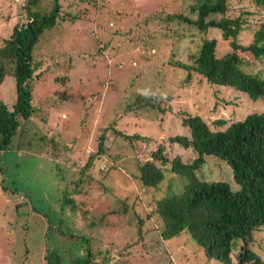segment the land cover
Segmentation results:
<instances>
[{
    "label": "rangeland",
    "instance_id": "obj_1",
    "mask_svg": "<svg viewBox=\"0 0 264 264\" xmlns=\"http://www.w3.org/2000/svg\"><path fill=\"white\" fill-rule=\"evenodd\" d=\"M168 1L59 0L60 14L66 18L46 29L36 46L42 58L48 57L50 67L34 90L37 99L34 104L41 109L39 115L45 116L43 127L27 123L28 130L23 136L14 137L10 148L0 151V264H47L51 248L63 254L65 260L81 254L83 249L75 251L79 247L76 238L61 234L59 229L88 236L95 253L99 249L109 251L105 264H221L214 260L206 262L184 234L163 242L157 232L160 219L152 213L153 201L171 185L178 186L182 177L170 171L168 164L160 190L143 188L133 177L132 157L142 161L150 150L160 146L168 160L178 155L181 160L190 161L196 155L192 148H183L169 140L177 133L187 132L179 110L198 114L208 122L217 119L230 122L248 110H263L264 97L252 99L246 92L209 84L194 72L186 79V70L171 62L186 59L192 43L189 33L182 31L176 20L165 29L160 28L165 25L158 19L160 9L174 11L178 7L177 3ZM25 3L26 0H0V46L13 25L26 19ZM72 14H80V18L72 19ZM263 16L257 15L256 20H262ZM111 19L113 23L109 22ZM254 27L239 34L242 42L251 39ZM72 28L85 34L76 35ZM113 29L109 49L102 55H93L98 51L95 33L104 40ZM156 29L164 35L151 40L148 34ZM99 44L102 46L103 42ZM229 50L225 42L218 46L217 53L221 55ZM241 54L250 56L248 52ZM246 68L250 70L252 66ZM258 68L263 69V63L258 61L253 70ZM107 70L106 81L102 83L99 79L102 80ZM61 74L69 75L70 80L63 84ZM110 76L113 80H109ZM85 78L88 86L81 85L79 89L77 82ZM14 84L13 76L5 77L0 84L1 101H13ZM149 89L160 94L159 103L165 111L142 108L125 114L126 105L134 96ZM63 93L68 96L61 100ZM112 120L118 128L140 133L148 141L134 140L138 147L133 148L110 128L104 143L110 146L112 155L111 161H105L114 167L103 176L100 167L105 163L98 162L90 168L87 183H80L79 192L73 191L79 175L71 176L65 189L79 208L73 211L70 205L61 206L58 191L59 187L63 188L64 180L58 178L53 161L38 153L35 141L45 134L72 147L68 156L66 150L58 151L57 158L70 162V170L74 172L93 151L102 128ZM28 137L32 144L28 143ZM228 168L222 161L206 157L197 174L206 180L225 179L234 183ZM136 212L144 218L145 226L153 230L139 241L140 245L139 242L132 245L138 235L129 225ZM87 221L91 223L86 224ZM254 234L255 247L264 259V229ZM160 247L169 255V261L161 260L156 253Z\"/></svg>",
    "mask_w": 264,
    "mask_h": 264
},
{
    "label": "trees",
    "instance_id": "obj_2",
    "mask_svg": "<svg viewBox=\"0 0 264 264\" xmlns=\"http://www.w3.org/2000/svg\"><path fill=\"white\" fill-rule=\"evenodd\" d=\"M41 2L42 0H26L23 7L27 12L26 19L13 25L9 36L4 38L0 46V84L9 75L13 76L15 81L13 101L5 103L0 100V151L9 149L14 137L23 136L28 130L27 123L40 124L39 127H43L41 122L45 116L39 115L41 109L34 104L37 100L34 90L42 81L45 72H49L50 67L48 57L42 58L43 55L37 52L36 46L43 32L54 27L66 16L60 14L59 0H46L44 6ZM168 2L177 3L178 7L174 11L171 9L164 11L163 7L160 9L158 19L165 24L160 28L165 29L176 20L178 27L189 33L192 43H187L189 51L186 59L171 62L186 70V79H190L194 72L206 79L209 84L246 92L252 99L263 98L264 68L253 70V67L258 61L264 65V16L262 20H256L257 15H264V0ZM117 12H120L118 7ZM79 16L80 14H72L70 17L75 19L80 18ZM111 21L113 20L109 22ZM250 26H255L252 29V37L244 43L240 40L239 34L244 29L248 30ZM114 29L106 37L107 40L99 38L95 33L93 38L96 40L98 51L93 55H102L105 49H109ZM158 29L148 34L151 40L164 35L159 33ZM71 30L76 35L85 34L82 30L74 28ZM100 42H103L102 46ZM225 42L228 43L230 50L218 55V46ZM241 51L248 52L250 56L242 55ZM246 66L252 68L248 70ZM107 75L108 70L99 81L105 82ZM59 78L63 84L70 80L67 74H61ZM57 79L58 76L54 80ZM109 80H113V76H110ZM77 83L79 89L81 85L88 86L86 78L80 79ZM150 91L149 89L146 93L135 95L133 101L126 105L124 113L142 108L164 112L165 109L159 103L160 94ZM66 96L68 93L61 94V100ZM178 114L187 132L177 133L169 137V140L171 143L177 142L183 148H192L196 154L192 160L183 161L178 155L168 160L160 146L156 150H150L142 161H139L137 156L132 157L135 161L133 177L139 180L143 188L160 190V183L166 176L168 164L170 171L182 177L178 186L171 185L161 196L154 198L155 207L152 213L160 219L158 234L163 242L186 235L197 248L195 252H201L206 262L264 264L261 253L255 247L257 241L254 234L264 229V109L248 110L230 122L224 119L208 122L202 116L183 109L179 110ZM115 120L102 128L93 151L86 155L83 164L74 172L70 170V162L64 160V163L57 158L58 151L66 150L65 156H68L72 147L45 134V137L41 136L40 140L38 137V141H35L38 153L53 161L58 178L64 180L63 188L59 187L60 192L58 191L61 206L70 205L73 211L79 208L65 189L71 176L79 175L75 182L76 188L73 189L79 192L80 183H87V177L91 176V167L98 165L101 160L104 161L105 164L100 167L103 169V176L109 172L108 169L114 167V164L109 162L107 164L105 161V159L111 161L112 155L110 146L104 143L110 128L126 142L129 141L128 144L133 148L138 147V144L133 143L134 140L148 141V138L140 133H127L118 128ZM211 124L224 128H212ZM27 140L32 144L30 137ZM206 157L218 159L227 165L232 171L234 183L232 181L229 183L225 179L206 180L199 177L197 170ZM157 161L160 165L156 164ZM144 222L139 212H136L133 221H129V225L138 235L132 245L144 240L148 232L153 233ZM88 223L91 222L87 221L86 224ZM59 232L71 238L75 237L79 243L75 251L81 248L83 252L65 260L63 254L60 255L57 249L51 248L48 250L51 256L47 257V264H99L100 260L104 263L108 259L109 251L102 252L101 249L97 253L92 251L88 236L68 230L59 229ZM137 245H140V242ZM156 253L161 260L169 261V255L162 247Z\"/></svg>",
    "mask_w": 264,
    "mask_h": 264
}]
</instances>
